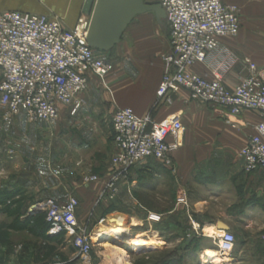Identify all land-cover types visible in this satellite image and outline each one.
Here are the masks:
<instances>
[{
  "label": "crops",
  "instance_id": "0c3cea01",
  "mask_svg": "<svg viewBox=\"0 0 264 264\" xmlns=\"http://www.w3.org/2000/svg\"><path fill=\"white\" fill-rule=\"evenodd\" d=\"M223 1L240 7L242 25L240 32L236 36L220 37L219 46L208 54L204 62L189 67V71L208 80L219 77L226 87L235 89L241 79L254 74L249 63H255L257 65L255 72L264 78V0ZM84 3L85 0H0V13L23 11L57 15L66 27L72 28L79 17L88 15L83 12ZM143 15L154 20V26L160 30V34L154 30L157 35L153 32L152 39L159 47L154 53L159 55L167 52L170 48L168 26L159 25L152 12ZM136 18L127 28L126 34ZM120 44L109 52L120 56L122 54L118 51ZM151 59L145 65L139 60L134 61L133 65L137 68L135 72L126 62L118 65L108 77L109 90L97 76L90 74L88 87L82 95L85 100L84 106L74 116L70 115V107L61 106V116L56 121L32 122L28 121L24 114L16 115L11 121H5L1 117L3 111L0 110V172L5 173L10 167L16 175L10 181H1L0 189L8 187V190L16 193L17 197L25 194L31 207L40 205L48 198L65 202L70 196L75 195L80 201L78 219L81 222L80 208L84 201L83 206H89L97 194L103 193L111 169V159L117 150L113 141V115L117 107L128 106L139 116L152 115L156 121L181 113L185 129L182 146L174 154L176 162L192 154L199 158L198 160L206 157L212 159L211 164L215 172L220 167L227 171L223 178L210 181L206 189L208 193L204 196L215 198L216 201H226V211L215 217H207L204 213L206 207L200 205L204 200L198 202L196 211L193 210L192 224L194 228L199 227L200 235L212 238L213 236L206 234V228L211 226L212 231L219 230V222L229 225L230 231L232 223L238 220L245 222L247 228H251L256 219L264 222V171L259 169L247 172L240 155L241 149L256 133V125L261 121L260 114L252 110H243L239 115H232L226 108L193 100L185 89L175 93L171 103H158L157 90L164 73V60L154 56ZM52 124L55 125L60 140L54 147L53 144H49L45 149L50 151V155L53 149L58 151L57 153L55 151L54 158L57 161L58 155L59 161L57 164L55 162L56 167L48 169L45 176H42L41 129ZM204 141L208 142L209 150L197 151L196 154V151L182 149L185 144L192 147L195 142ZM169 170L153 159L137 164L130 173L129 192L134 191L137 194L140 188L155 192L157 183H161V178ZM90 174L98 175V180L81 185L79 182L81 177ZM45 184L48 185L44 186ZM182 193L186 195L188 201L187 193L185 191ZM197 197V200L201 198L200 195ZM5 200L0 197V204H4ZM142 207L144 210L142 220H146L149 212L162 214L164 217L167 213L158 211L147 203ZM32 209L30 208V212ZM89 215L93 218L92 213ZM1 216L5 215L2 213ZM20 217L24 227V218L29 215ZM131 217L132 223L133 219L136 222L141 221L136 215ZM154 226L153 228L149 226L145 232L146 235L150 234L146 237L147 242L152 237H158L153 234L154 232L160 234ZM206 247L208 246L203 249ZM241 252L245 253L243 250ZM242 253L233 257L236 263L244 260Z\"/></svg>",
  "mask_w": 264,
  "mask_h": 264
},
{
  "label": "built area",
  "instance_id": "2783aa9c",
  "mask_svg": "<svg viewBox=\"0 0 264 264\" xmlns=\"http://www.w3.org/2000/svg\"><path fill=\"white\" fill-rule=\"evenodd\" d=\"M166 13L170 48L163 56L164 73L157 90L158 103H171L181 89L193 100L226 108L232 115L243 110L256 111L261 121L240 155L247 172L264 171V78L257 65L241 79L235 89H229L217 77L208 80L189 71V67L204 62L219 46L220 37L236 36L240 32V7L223 0H154ZM263 1V0H257ZM91 15L79 17L68 28L57 15L23 11L0 13V110L3 119L24 114L28 121H56L61 106L70 107L76 115L84 106L83 93L94 74L110 89L108 77L113 63L91 48L87 37ZM116 152L105 190L113 199L119 183L130 179L131 170L148 159L174 167V154L182 146L184 124L181 113L156 121L152 115L139 116L132 107H117L112 119ZM87 176L86 183L98 180ZM187 204V198L180 199ZM40 206L45 210L50 235L66 234L83 256H90L94 239L92 233L80 227V201L70 197L61 202L48 198ZM162 214L149 212L146 220L159 223ZM196 228V227H195ZM221 256H228L236 246V236L230 230L212 237Z\"/></svg>",
  "mask_w": 264,
  "mask_h": 264
},
{
  "label": "rangeland",
  "instance_id": "374dc122",
  "mask_svg": "<svg viewBox=\"0 0 264 264\" xmlns=\"http://www.w3.org/2000/svg\"><path fill=\"white\" fill-rule=\"evenodd\" d=\"M154 23L155 21L147 18L146 15L138 16L127 34L125 33L118 48L122 54L119 56L109 52L101 54L102 57L113 62L115 70L118 65L126 62L133 67L134 72L137 71L133 65L134 61L139 60L145 65L153 56L163 59L166 52L159 55L154 53L159 47L152 39L153 32L155 30L160 34L159 28L154 26ZM1 117L3 119V115ZM57 136L60 135L54 124L42 127L40 138L42 176H45L48 169L56 167L55 162L57 164L59 161L58 155L57 161L54 158L56 150L53 149L50 155V151L45 149L49 144L55 146L60 140ZM208 145L205 141L195 142L192 147H187L185 144L182 149L196 151L197 154V151L209 150ZM198 159L191 154L176 162L174 157V167L161 178L160 185L157 183L155 192L151 193L141 188L138 189L137 194L134 191L129 192L131 181L126 179L119 183V192L115 198H109L104 189L101 195L97 194L90 201L89 206H83L84 201L80 208L82 220L79 224L81 228L92 233L94 239L93 250L88 257H83L77 251L66 234L50 235L45 231L46 213L40 205L30 212V208L35 206L29 205L25 194L17 197L16 193L8 190V187L0 189V197L6 199L4 204H0V212L5 215L2 217L0 214V264H214L204 253L207 247L203 248L205 246L216 248V244L212 238L200 235L199 227L194 228L192 213L193 210L196 211V206L201 200H204L200 205L206 207L204 213L207 217H215L226 211V201H216L215 198H204V196L208 193L206 189L210 181L223 178L227 171L220 167L215 172L211 164L212 159L208 157ZM8 168L7 172H0V183L10 181L16 176L13 169ZM91 175L96 174L82 176L80 184L84 185L85 178ZM46 185L48 184L44 186ZM123 186L125 187L122 190ZM11 191L12 194L9 195ZM183 191L188 195L187 204L180 203L181 197H184ZM197 195L201 197L199 200ZM145 203L153 205L158 211L167 212L165 219L168 222L160 226L166 230L162 235L153 233L158 236L152 237L157 242L151 245L153 247L146 244V237L150 234L147 232L146 235L145 232L150 228V223L142 220L144 216L142 206ZM85 212L88 215L92 213L93 218L90 215L86 216ZM21 215H29L24 218V227H22ZM135 215L141 221L136 222L133 219L132 223L131 216ZM172 216L174 221H170ZM104 220L106 224L118 227L113 239L99 234V224ZM127 220L132 224L128 225ZM154 225L157 224H153L152 228ZM232 232L236 236V246L230 256L232 258L240 256L241 250L245 252L242 253L244 260H239L237 263L234 260L235 264H264V222L256 219L251 228H247L245 222L238 220L232 223Z\"/></svg>",
  "mask_w": 264,
  "mask_h": 264
},
{
  "label": "water",
  "instance_id": "95a60500",
  "mask_svg": "<svg viewBox=\"0 0 264 264\" xmlns=\"http://www.w3.org/2000/svg\"><path fill=\"white\" fill-rule=\"evenodd\" d=\"M83 12L91 15L88 44L101 52H109L119 45L127 28L140 15L152 12L159 25L167 26L165 10L156 1L85 0ZM218 227L225 231L230 229L224 222H219Z\"/></svg>",
  "mask_w": 264,
  "mask_h": 264
},
{
  "label": "bare ground",
  "instance_id": "6f19581e",
  "mask_svg": "<svg viewBox=\"0 0 264 264\" xmlns=\"http://www.w3.org/2000/svg\"><path fill=\"white\" fill-rule=\"evenodd\" d=\"M206 228V227H205ZM99 234H101L102 236L105 235L106 237H108L109 239H113L115 236V230L118 229L117 226H112L109 224H106L105 221H102L99 224ZM206 234L207 235H211V236H221L224 233V230H216V231H212V227L208 226V228H206ZM94 236L95 232H94ZM123 234L120 235V237H122ZM149 245H153L154 243H157L154 239H152L151 241L147 242ZM205 255L211 259V261L214 264H235L234 263V259L229 255V256H221L219 254V251L217 250V248L214 247H207L205 249Z\"/></svg>",
  "mask_w": 264,
  "mask_h": 264
},
{
  "label": "trees",
  "instance_id": "16d2710c",
  "mask_svg": "<svg viewBox=\"0 0 264 264\" xmlns=\"http://www.w3.org/2000/svg\"><path fill=\"white\" fill-rule=\"evenodd\" d=\"M98 51V50H97ZM98 52H101V51H98ZM9 192H7V194H8ZM166 219H165V217L163 216V218H162V220L159 222V223H156L157 225H155L154 227H155V229L156 230H158L159 232H160V234L162 235V234H164V230H166L165 228H162V227H160L161 225H165L166 224V222H168L167 220L165 221ZM170 221H174V219H173V216L172 217H170ZM48 230H49V224L47 223V221H46V219H45V231H47L48 232ZM62 234H64V233H62ZM60 235V234H59Z\"/></svg>",
  "mask_w": 264,
  "mask_h": 264
}]
</instances>
